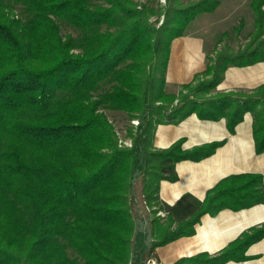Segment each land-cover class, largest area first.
<instances>
[{
  "label": "trees",
  "instance_id": "trees-1",
  "mask_svg": "<svg viewBox=\"0 0 264 264\" xmlns=\"http://www.w3.org/2000/svg\"><path fill=\"white\" fill-rule=\"evenodd\" d=\"M220 3L0 0V264H148L158 247L195 234L204 214L264 203L261 174L224 178L204 200L187 192L171 205L159 195L163 179L178 178L179 160L219 144L186 150L180 139L157 148L160 123L196 112L227 116L234 130L250 110L264 152V85L214 93L227 67L264 60V0H251L246 44L215 48L178 93L166 87L171 42ZM63 25L75 32L63 34ZM108 111L128 117L132 145L120 142ZM263 237L264 225L254 226L215 254L171 264L244 261Z\"/></svg>",
  "mask_w": 264,
  "mask_h": 264
},
{
  "label": "crops",
  "instance_id": "crops-1",
  "mask_svg": "<svg viewBox=\"0 0 264 264\" xmlns=\"http://www.w3.org/2000/svg\"><path fill=\"white\" fill-rule=\"evenodd\" d=\"M210 40L209 32L201 29L186 31L173 39L166 70L168 91L178 93L184 83L190 82L196 73L206 68L207 56L213 54ZM262 85L264 60L227 67L214 93H250ZM233 109V105L225 108L227 112ZM253 125L254 115L250 110L244 112L234 130L229 129L227 116L203 118L196 112L178 122L158 124L154 136L157 148H167L180 139L186 150L219 143L210 155L179 160L175 166L178 178L163 179L160 183L161 199L173 205L184 193L190 192L204 200L208 191L222 179L237 174H261L264 182V152L256 150ZM263 225L264 203L238 210L224 208L215 215L206 213L196 225L195 234L158 247L156 260L159 264H171L182 256L204 251L215 254L251 227ZM246 254L250 257L247 260H229L223 264H264V237L252 243Z\"/></svg>",
  "mask_w": 264,
  "mask_h": 264
},
{
  "label": "rangeland",
  "instance_id": "rangeland-1",
  "mask_svg": "<svg viewBox=\"0 0 264 264\" xmlns=\"http://www.w3.org/2000/svg\"><path fill=\"white\" fill-rule=\"evenodd\" d=\"M184 1L190 2L196 0ZM154 2L155 5L158 3L162 6L166 3V0H154ZM218 7L217 11L213 14H209V12L199 14L197 18L189 24L186 31H196L201 29L209 32V35H211V52H213L215 48H221L227 44L234 48L246 44L249 41L251 34L255 31V13L251 6V0H221ZM156 19L157 16L152 17V20ZM162 21L163 16L160 18L158 25H160ZM235 27L240 28L239 30H235ZM62 32L63 34H67L75 31L72 27L63 25ZM223 32H228V35L222 37ZM108 114L110 118L114 120V123L119 130V134L123 139L120 142L125 146L132 145V139L125 137L126 128L130 126L128 117L125 114L118 112L114 113L108 111ZM133 120L131 121V124L137 125ZM151 260H154L156 264H159L156 259ZM151 264L153 263L151 262Z\"/></svg>",
  "mask_w": 264,
  "mask_h": 264
},
{
  "label": "built area",
  "instance_id": "built-area-1",
  "mask_svg": "<svg viewBox=\"0 0 264 264\" xmlns=\"http://www.w3.org/2000/svg\"><path fill=\"white\" fill-rule=\"evenodd\" d=\"M133 121H134V123H136V124L139 123L138 120H133ZM159 213L162 214V215H164V212H162V211H160ZM151 262H152L153 264H156V262H155L154 260H150V261H148V264H151Z\"/></svg>",
  "mask_w": 264,
  "mask_h": 264
}]
</instances>
